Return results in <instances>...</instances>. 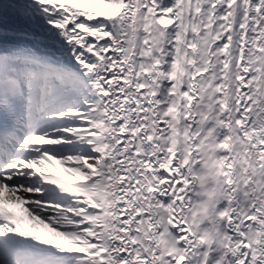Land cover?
Listing matches in <instances>:
<instances>
[{"label":"snow or ice","instance_id":"snow-or-ice-1","mask_svg":"<svg viewBox=\"0 0 264 264\" xmlns=\"http://www.w3.org/2000/svg\"><path fill=\"white\" fill-rule=\"evenodd\" d=\"M0 264H264V0H0Z\"/></svg>","mask_w":264,"mask_h":264}]
</instances>
